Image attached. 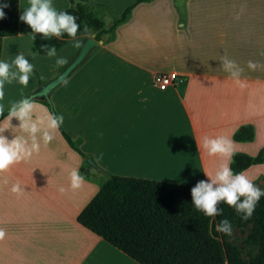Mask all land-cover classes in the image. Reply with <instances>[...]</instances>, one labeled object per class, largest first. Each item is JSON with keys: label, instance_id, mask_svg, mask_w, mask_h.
I'll return each instance as SVG.
<instances>
[{"label": "crops", "instance_id": "1", "mask_svg": "<svg viewBox=\"0 0 264 264\" xmlns=\"http://www.w3.org/2000/svg\"><path fill=\"white\" fill-rule=\"evenodd\" d=\"M131 1L92 0L105 4L113 16ZM28 3L18 0V32L2 39L0 59L7 57L6 44L14 52L24 40L30 49L31 29L19 20ZM53 4L63 10L69 1ZM76 39L80 46L83 37ZM79 46L69 39L57 53L68 62ZM225 53L245 68V87L219 67ZM249 60L259 67L247 69ZM65 64H50L44 76L34 67L32 83L15 101L35 90L38 79L47 81ZM169 71L182 80L159 90L152 84L153 76ZM50 101L55 112L63 114L65 132L80 138V149L108 174L187 185L207 179L204 173L211 178L225 158L208 155L201 147L202 137L226 136L233 141V154L249 157L264 145V1L139 3L116 28L114 39L102 42L51 93ZM31 103L32 118H45L46 125L47 107ZM5 108L0 106V111ZM9 123L7 115L0 120V132L8 139L28 135L15 117ZM243 125L252 126L253 139L234 141ZM231 161L232 157L229 165ZM82 162L58 132L47 144L41 140L39 151L30 158L0 172V229L5 233L0 238V264H138L77 222L78 213L99 188L97 181L88 179L76 189L70 187L69 173ZM243 171L256 183L264 179V162ZM16 181L23 192L11 191Z\"/></svg>", "mask_w": 264, "mask_h": 264}, {"label": "trees", "instance_id": "2", "mask_svg": "<svg viewBox=\"0 0 264 264\" xmlns=\"http://www.w3.org/2000/svg\"><path fill=\"white\" fill-rule=\"evenodd\" d=\"M68 11L78 17V23H86L96 33V41L110 42L115 37L116 28L126 22L139 3L151 0H132L118 15H110L104 4H89L87 0H68ZM75 4V7L70 5ZM97 7L111 17V22L103 26L102 19L94 15L90 8ZM6 16L0 20V51L2 39L18 32V0H9L4 9ZM86 36L80 30L77 37ZM72 39L51 37L41 40L40 34L32 41L30 50L35 55H45L39 45H55L57 51ZM90 52L87 59L95 52ZM86 59V60H87ZM44 83L38 79V84ZM45 105L50 113H56L51 102L34 100ZM8 108L0 111V120L7 115ZM59 133L67 145L82 158L79 171L85 179L95 180L98 191L78 213L79 224L100 236L105 242L118 249L138 264H264V196L256 204L252 214L253 230L259 237L258 253L248 262L244 261L238 249L222 241L214 224L222 218L232 221L242 214L234 208L220 203L221 216L214 219L205 216L191 204L190 189L194 185L156 181L136 177L113 175L102 169L96 171L86 164L89 154L80 149L81 139L71 138L61 125ZM254 130L251 125H243L234 133L233 140L251 141ZM264 162V145L259 152L249 157L234 153L230 167L240 172L248 166ZM99 174V179H96ZM212 229L211 235L209 234Z\"/></svg>", "mask_w": 264, "mask_h": 264}, {"label": "clouds", "instance_id": "3", "mask_svg": "<svg viewBox=\"0 0 264 264\" xmlns=\"http://www.w3.org/2000/svg\"><path fill=\"white\" fill-rule=\"evenodd\" d=\"M81 0H77V3ZM89 4L92 0H87ZM9 6V0H0V20L6 16L4 11ZM75 7V4L70 5ZM19 20L26 24L30 29L32 41L36 40L37 33L40 34L41 40H48L51 37L63 38L64 34L72 38L74 46H79V40L76 39L77 32L80 30L90 40L96 35L86 23H78V17L68 11L57 10L53 0H29L28 5L20 12ZM105 26L111 22V17L104 16ZM48 58H55L56 65H63L66 59L58 55L55 45L42 43L39 45ZM219 67L223 72L228 74V78L241 88L245 87V81L242 75L245 68L232 59L227 53L219 57ZM259 67L257 61H247V69L255 70ZM34 65L27 59L24 53L15 54L9 62L6 59H0V100L4 98L5 85L13 81L21 85H27L33 74ZM146 99V97L144 98ZM33 104L27 97L11 103L8 111V123L11 118L15 117L19 121L18 127L28 133L27 136L15 135L8 139L0 132V172L6 171L9 167L21 160L30 158L34 152L40 149V141L47 144L53 139V135L59 132L64 117L62 113H48L45 118H32ZM3 113V112H0ZM10 125V123H9ZM39 134V136L37 135ZM97 135L102 136L103 132ZM233 141L223 135L204 136L201 140V147L208 155L219 154L225 158L215 170L214 175L207 179L199 180L190 189L191 204L205 216L215 218L221 216L223 209L218 205L222 202L234 208L237 214H242L241 218L249 219L256 207V204L264 196V188L259 187L244 172H234L230 167L228 160L233 156ZM100 156L103 154L100 153ZM70 187L76 189L85 182L84 175L78 168H72L69 173ZM14 193L23 192L19 181L11 186ZM59 191H64L61 186ZM214 230L219 233L231 236L233 225L228 218H222L214 224ZM210 228L209 234L211 235ZM5 235L4 230L0 229V238Z\"/></svg>", "mask_w": 264, "mask_h": 264}, {"label": "rangeland", "instance_id": "4", "mask_svg": "<svg viewBox=\"0 0 264 264\" xmlns=\"http://www.w3.org/2000/svg\"><path fill=\"white\" fill-rule=\"evenodd\" d=\"M263 1L264 0H260L261 3H263ZM224 4L227 6L228 3L224 1ZM216 5H217V1L213 3V6H216ZM90 10L94 15L102 19V24L103 26H105L104 16L106 14L102 10L98 9L97 7L92 6ZM10 48H11V44H6V49L8 50L7 57H6L7 60L11 61L14 58L15 54L22 52L24 53L25 57L29 59L31 63H33L38 73L41 74L42 76L48 74V69L51 68L50 64L54 63L55 58H51L50 60H43L44 58L42 56H37V55L34 56L35 58H30V56H28L29 55L28 53H31L30 52L31 50L29 49V46L24 43V40H22L20 45H18V48H16V51L14 52L9 51ZM33 73L36 74L34 70H33ZM36 77L38 78V76ZM31 83H32V80L29 79L27 85H21L16 81H13L11 84H6L4 98L0 100V106H4L7 108L10 107L11 103L14 102L18 98L16 96L19 93H21L25 88H27ZM94 163L96 164V162ZM255 184H257L261 188H264V179L258 180ZM253 221L254 220L252 217H250L247 220H244L241 217H236L231 221L233 225V233L231 236L216 232L218 237L222 241L228 242L229 244L235 246L239 251L240 257L246 262H248L250 259L255 257L258 253L259 237L254 233Z\"/></svg>", "mask_w": 264, "mask_h": 264}, {"label": "water", "instance_id": "5", "mask_svg": "<svg viewBox=\"0 0 264 264\" xmlns=\"http://www.w3.org/2000/svg\"><path fill=\"white\" fill-rule=\"evenodd\" d=\"M101 43L102 41H96L94 38L90 40L87 36H84L75 55L54 77L40 84L34 91L28 94V100H45L49 102L51 93L62 82L68 79L70 75L86 61L90 52L97 48ZM86 164L99 171L98 166L94 163L92 158H88Z\"/></svg>", "mask_w": 264, "mask_h": 264}, {"label": "built area", "instance_id": "6", "mask_svg": "<svg viewBox=\"0 0 264 264\" xmlns=\"http://www.w3.org/2000/svg\"><path fill=\"white\" fill-rule=\"evenodd\" d=\"M182 80L181 76L174 72H159L152 78V84L159 90H165L174 86L178 81Z\"/></svg>", "mask_w": 264, "mask_h": 264}, {"label": "bare ground", "instance_id": "7", "mask_svg": "<svg viewBox=\"0 0 264 264\" xmlns=\"http://www.w3.org/2000/svg\"><path fill=\"white\" fill-rule=\"evenodd\" d=\"M167 147V146H166ZM168 147H170V145L168 146ZM171 151V150H170ZM171 153V152H170ZM172 154V153H171Z\"/></svg>", "mask_w": 264, "mask_h": 264}]
</instances>
